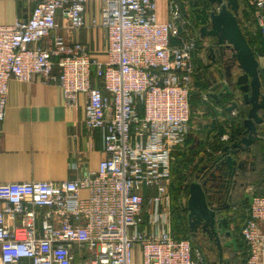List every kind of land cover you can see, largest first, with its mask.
Wrapping results in <instances>:
<instances>
[{
    "label": "built area",
    "instance_id": "2783aa9c",
    "mask_svg": "<svg viewBox=\"0 0 264 264\" xmlns=\"http://www.w3.org/2000/svg\"><path fill=\"white\" fill-rule=\"evenodd\" d=\"M190 1L165 0L161 19L158 0H102L91 24L105 30L103 59L55 33L58 14L84 26L88 0H37L26 19L0 24V123L11 78L54 83L66 104L85 95L84 125L101 130L104 153L97 170L73 179L0 182V264H204L189 238L173 235L170 191L191 129L199 28L220 10L205 15ZM236 16L259 61L264 0H239ZM187 196L181 190L177 205ZM244 198L245 264H264V194L248 185Z\"/></svg>",
    "mask_w": 264,
    "mask_h": 264
},
{
    "label": "crops",
    "instance_id": "0c3cea01",
    "mask_svg": "<svg viewBox=\"0 0 264 264\" xmlns=\"http://www.w3.org/2000/svg\"><path fill=\"white\" fill-rule=\"evenodd\" d=\"M36 1L0 0V24L12 23L16 18L26 19ZM164 2L158 0L161 19L164 18ZM101 4L102 0H88L84 13L85 25L78 29H71L67 19L58 14L59 25L55 30V33L69 40L88 44L98 59L105 57L106 33L103 28L92 26L91 22L99 19ZM49 41L50 38L45 42ZM200 46L195 60V91L204 80L205 70H208L212 80H222V75L207 65V50L202 43ZM227 100L224 104L228 103ZM85 102V95L80 93L74 104L64 103L62 91L54 83L11 78L5 113L0 123V182L59 181L97 170L104 157L102 132L99 128L85 127ZM202 107L197 106L195 109L203 110L200 117L205 122L194 125L195 128L191 126L187 141L190 136L192 138L189 141L195 140L194 137L196 140L203 138V134L212 128L216 120L222 121L225 117L220 106H215L216 115L212 111L205 114L206 110ZM193 134L196 136L193 137ZM190 144L187 143L188 146ZM81 194L86 195V190H82Z\"/></svg>",
    "mask_w": 264,
    "mask_h": 264
},
{
    "label": "trees",
    "instance_id": "16d2710c",
    "mask_svg": "<svg viewBox=\"0 0 264 264\" xmlns=\"http://www.w3.org/2000/svg\"><path fill=\"white\" fill-rule=\"evenodd\" d=\"M190 3L191 5L193 4L194 7L200 8V3L195 2V0H191ZM201 6H203L202 12L206 15L209 7H205L204 5ZM248 41L252 44L250 38H248ZM199 47L201 46L198 45V49H200ZM205 71L203 77L204 80L200 83L198 87L199 89L191 92V109L193 111L197 106H204L203 108L206 110L205 113L212 111V113L216 115L215 113L218 112L216 111L215 106L217 105L221 107V113L225 116V119L222 121L216 120L212 124V128L206 130L203 138L199 137V139L196 140V137H194L195 140L192 139V141H189V139L192 138V136H190L188 141L186 140L185 150L174 153L175 158L172 163V183L170 187L173 198V235L176 238H189L193 247H199V244L195 240L193 242V237L189 233L190 229L187 217V207L182 208L176 203L178 195L181 190L188 193V183L191 180L196 179L197 173H199V175L202 174V172H198L199 167L203 164H209L216 156L207 152L206 147L221 150L222 152L224 145L233 143L243 135L245 129L243 120L246 117L249 108L248 104L243 101V93L235 82V77L240 72L236 62L233 63L232 67L233 76L231 83H229L232 92L229 96L222 94L225 83L223 77H219L222 79L219 83L217 82V78L212 80L208 70ZM262 78H264V74H261V79ZM203 92L208 94L209 102L202 99ZM214 94H216L217 97H215ZM227 99L234 100L238 103V106L233 108L237 111L236 116H231L230 110L224 105V102H226ZM261 114L264 116V110L261 111ZM214 131H217L215 132V135ZM226 131L229 132L230 137L227 141H221L219 136ZM259 134L264 136V125L259 127ZM261 139L264 140V138H260V140ZM258 140L251 144V157H249V160L246 161L244 166L238 167L232 177V187L229 191V198L226 201V207H217L216 210L220 217H226V230L230 231L229 234L224 232L220 234L222 255L224 258H228L227 264H245L247 246L240 236V227L245 219V206L247 205V200L244 198L245 188L248 185H252L256 193L264 194V158L261 159L262 164L257 163L260 161L258 158L259 154H264V145L257 143ZM189 142H191L190 146L187 145ZM260 151L261 153H259ZM233 204L239 206L237 216L235 217L230 213ZM231 223H233V226H231ZM209 243L214 246L215 250L211 248L210 245L205 248L200 245L203 248L201 254L206 264H216L219 251L215 242L209 240Z\"/></svg>",
    "mask_w": 264,
    "mask_h": 264
},
{
    "label": "water",
    "instance_id": "95a60500",
    "mask_svg": "<svg viewBox=\"0 0 264 264\" xmlns=\"http://www.w3.org/2000/svg\"><path fill=\"white\" fill-rule=\"evenodd\" d=\"M205 7L213 8L220 4V10L209 11L208 20L199 28L200 36H212L215 38L219 48L227 42L226 46H231V57L237 63L240 72L235 77V82L242 91V99L248 104V112L243 120L245 127L243 135L231 144H226L222 152L216 155L209 164L199 167L196 179L188 183L187 209L189 228L196 231L201 228L203 235L215 242L219 254L216 264H227L228 258L222 255L220 234H229L226 230V217H220L216 212L217 207H213L210 200L212 195L219 190L220 177L227 175L233 177L238 167L244 166L249 159L251 144L264 138L259 134V127L264 125V92H262L261 67L246 35L237 19L239 0H196ZM211 50V49H210ZM226 81L224 83L223 95H231L229 83L232 79V62L227 61ZM228 84V85H226ZM217 97L216 94H214ZM227 109L231 110L238 106L234 100L228 101ZM208 172L209 176L204 174ZM223 229V231H221ZM204 264L206 262L203 259Z\"/></svg>",
    "mask_w": 264,
    "mask_h": 264
},
{
    "label": "flooded vegetation",
    "instance_id": "af4514ba",
    "mask_svg": "<svg viewBox=\"0 0 264 264\" xmlns=\"http://www.w3.org/2000/svg\"><path fill=\"white\" fill-rule=\"evenodd\" d=\"M201 43L203 44L204 48L207 50V53H208L207 55L209 58V62H207V65L210 66L212 68V70H215L220 75H222V77L224 78V81L227 82L226 81V69H225L226 65H228L227 61L232 62V64L234 63V60L231 57L232 53L230 51V48L228 46H226V44H224L222 48H219V45L216 43L215 38L212 36H206V37L201 36ZM232 67H231V69H232ZM226 85H228V84H226ZM224 90H226V89H224ZM227 102H228V100H227ZM205 176H209V173L206 172L204 174V177ZM218 181L221 182V184L219 186L220 191H216L213 193L212 199L210 200V202H211L213 207L224 208V207H226V201L229 198V191L232 187V184H231L232 177L227 175L225 178L220 177ZM187 217H188V212H187ZM221 231H223V229ZM189 233L192 235V237H195L198 234L203 235L200 227H198V229L196 231H193L190 229ZM203 236H205V235H203ZM205 237H207V236H205Z\"/></svg>",
    "mask_w": 264,
    "mask_h": 264
},
{
    "label": "rangeland",
    "instance_id": "374dc122",
    "mask_svg": "<svg viewBox=\"0 0 264 264\" xmlns=\"http://www.w3.org/2000/svg\"><path fill=\"white\" fill-rule=\"evenodd\" d=\"M205 58V57H204ZM206 59V58H205ZM207 61V60H206ZM259 64H260V66L262 67V68H264V58H260L259 59ZM197 109V108H196ZM194 110V112H193V116H192V121L190 120V124H191V126H193L194 127V125H198V123L199 124H203L204 122H205V119H203L202 117H200V116H202V112L200 113V112H198V110ZM206 114V113H205ZM195 128V127H194ZM189 132H190V130H189ZM189 134V133H188ZM194 136H196V135H194L193 134V137ZM205 135L203 134V137H204ZM262 136V135H261ZM207 137V136H206ZM262 137H264V136H262ZM257 143H259V144H262V145H264V140H258L257 141ZM259 153H261V151L259 152ZM258 158H259V162H257V163H261L262 161H261V159L262 158H264V154H259V156H258ZM262 164V163H261ZM192 240H193V242H194V240L199 244V247H197V248H199L200 249V252L202 251L203 252V248L202 247H207V246H209L210 245V243H209V240H208V238L207 237H205V236H203L202 234H198V235H196L195 237H193L192 238ZM202 247H201V246ZM197 246V245H196ZM211 246V248H213L214 249V246L213 245H210ZM215 250V249H214Z\"/></svg>",
    "mask_w": 264,
    "mask_h": 264
}]
</instances>
